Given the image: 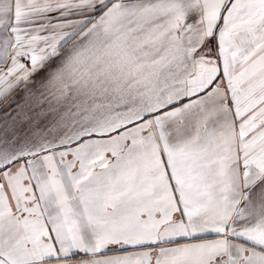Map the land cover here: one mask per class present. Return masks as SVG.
I'll return each mask as SVG.
<instances>
[{"label":"snow or ice","instance_id":"obj_1","mask_svg":"<svg viewBox=\"0 0 264 264\" xmlns=\"http://www.w3.org/2000/svg\"><path fill=\"white\" fill-rule=\"evenodd\" d=\"M0 264H264V0H0Z\"/></svg>","mask_w":264,"mask_h":264}]
</instances>
